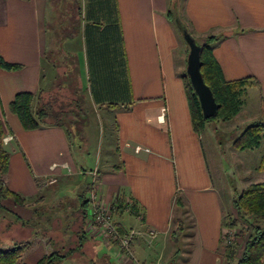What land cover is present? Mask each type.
I'll use <instances>...</instances> for the list:
<instances>
[{
  "label": "crops",
  "instance_id": "obj_1",
  "mask_svg": "<svg viewBox=\"0 0 264 264\" xmlns=\"http://www.w3.org/2000/svg\"><path fill=\"white\" fill-rule=\"evenodd\" d=\"M169 9L170 0H0V57L21 65L0 68V120L12 137L6 182L33 201L42 197L38 207L69 204L63 244L76 241L78 195L89 200L95 191L119 227L140 231L131 245L140 264H225L230 205L211 174L203 134L193 128L183 79L188 54ZM183 12L194 36L225 35L214 57L227 81L258 82L246 94L264 121V0H186ZM68 72L80 98L79 130H25L9 110L15 96L42 91L45 97ZM102 114L114 123L115 163L102 162L98 149ZM87 148L93 166L80 159ZM121 201L139 214L120 208ZM2 204L0 217L32 215L11 200ZM86 231L80 251L63 263L130 264L116 244ZM53 250L51 243H34L23 263L36 264Z\"/></svg>",
  "mask_w": 264,
  "mask_h": 264
},
{
  "label": "trees",
  "instance_id": "obj_2",
  "mask_svg": "<svg viewBox=\"0 0 264 264\" xmlns=\"http://www.w3.org/2000/svg\"><path fill=\"white\" fill-rule=\"evenodd\" d=\"M185 1L186 0H170L169 18L180 34L181 32L177 23L178 20L179 24L186 27L193 37H195L197 43L201 45V72L220 107L215 117L222 118L223 120H230L240 112L243 104L241 97L246 89L251 84H258V82L253 77L233 81H227L224 78L222 69L214 57V48L225 38V35L194 36L183 12ZM110 27L111 26H106L105 29ZM186 50L188 54V46H186ZM0 68L6 71H14L20 69L21 65L10 63L0 57ZM183 79L187 90L193 128L197 133H202L206 129L207 123L215 119V117L204 119L200 102L190 84L186 71L184 72ZM42 94V91L38 94L20 92L15 96L9 106V110L19 118L25 130H36L45 126L64 127L65 125L62 119L65 113L56 111L53 105L54 102H45V97H43ZM78 100L77 102L79 103L80 99ZM5 137V124L0 120V210L6 211V207L2 204L4 200H11L21 207H28L31 202L40 205L39 199L42 197L33 201L8 187L6 176L10 167L11 154L4 143ZM262 138H264V122H256L249 125L233 144L236 148L241 150L258 148L260 147ZM85 196V192L78 195L80 204V216L78 221L80 223L78 228H75L74 232L76 241L74 242L72 240V244H63L62 241L66 238L65 233L61 229L57 230L51 227L47 230L45 236L48 239V243L54 246V250L49 254H45L36 264H62L66 259L71 258L73 254L80 251L84 242L87 240L86 229L90 220L88 207L91 206V201L90 199H86ZM123 204L124 201H121L120 208L124 209L126 207L131 213L136 215L139 214L136 206H125ZM233 205L237 210L238 217L236 218L232 214H227L225 216V227L231 231H235L238 227L240 229L238 232L236 230V233H233L232 237L224 235V263L264 264V181L251 184L244 189L239 196L233 200ZM38 208H41V206ZM38 208L36 209L37 211ZM36 210L35 212H37ZM12 217L17 222H20L23 228L28 227L31 230L36 229L29 219H23L17 214H13ZM240 220L244 221L246 225H242ZM182 227L183 224L180 223L179 231L182 230ZM119 230L121 232L124 231L121 227H119ZM38 232L39 231L33 234V239H31V237L20 240L10 238L8 247L0 245V264H26L23 263V258L26 252L33 247L38 235L41 234ZM240 236H242V239H246V241H244L243 250L239 254L241 243H239L238 240Z\"/></svg>",
  "mask_w": 264,
  "mask_h": 264
},
{
  "label": "rangeland",
  "instance_id": "obj_3",
  "mask_svg": "<svg viewBox=\"0 0 264 264\" xmlns=\"http://www.w3.org/2000/svg\"><path fill=\"white\" fill-rule=\"evenodd\" d=\"M75 21L77 22L78 19H75ZM105 27H103L104 31L108 29H105ZM88 29H90V27H88L87 30L83 27L82 32L86 33ZM49 31H51V27H49ZM71 38L75 39L73 45H77V32H75ZM184 45L186 49V43H184ZM67 76V81L65 83H61L59 85L60 87L58 86L56 90L45 96V102H54L53 105L56 111L65 113L62 117L65 126L71 128L74 130V133H76L81 124L80 102H77L80 98L79 93L75 88L76 84L74 82V77H72L69 72ZM246 92L247 89L241 97L243 104L237 115L230 120H223L222 118L215 117V119L207 123L206 129L202 132L211 174L213 175L217 188L220 189L223 200H226V205H230V211L228 210L227 214H232L236 218L238 217V214L233 205V200L251 184L264 181V138H262L260 147L258 148L241 150L236 148L233 144L249 125L256 122H264L262 109L258 108L256 111L254 106L251 104L249 105L251 96H248L247 98ZM257 105L261 108V101H259V103L257 102ZM101 116V140L98 141L100 146L98 149L101 152L102 162L111 157L112 163H115L116 160L112 153H110V148L115 141L114 123L111 119H108L107 115L102 114ZM73 125H77L78 128L74 127L73 129ZM89 148H87L86 153H80L79 156L84 163L86 162V164L93 166L95 162L94 151H88ZM58 206H55V210H53V206L48 207L45 205L38 208L33 202L30 203V206H28L29 208L27 209L32 215L28 216L29 218H23L29 219L34 228H36L35 230H31L28 227L23 228L21 223L17 222L12 216L5 218L0 217V245L8 247L10 244V238L20 240L31 237V239H33V234L37 231L41 234L38 235L35 243H38L39 241L42 244L48 243V239L45 236L47 230L51 227H53L52 229H61L60 225L62 221L65 220V213L66 216L71 214L69 204L63 203ZM36 208H38V211ZM64 208L67 211L65 213L63 212ZM34 209L37 212H35ZM90 213L91 212L89 211V215ZM75 219L69 218L66 223L71 222L69 224H72V222H75ZM79 223L80 222L76 220L72 227L78 228ZM240 223L246 225L242 220H240ZM239 229V227L236 228L235 231L227 229L228 236L232 237V234L236 233V230L238 232ZM65 236L67 239L68 234H65ZM243 237L247 238L246 236ZM238 241L241 243L240 254L243 250V243L246 239H242V236H240ZM62 264H69V262Z\"/></svg>",
  "mask_w": 264,
  "mask_h": 264
},
{
  "label": "built area",
  "instance_id": "obj_4",
  "mask_svg": "<svg viewBox=\"0 0 264 264\" xmlns=\"http://www.w3.org/2000/svg\"><path fill=\"white\" fill-rule=\"evenodd\" d=\"M11 140V136H6L4 138V143L8 144ZM136 151H140V147H136ZM53 182H55L54 179L50 181V184ZM90 201L91 206H89L88 212L90 211L91 213L89 215L90 220L87 230L104 240H109L116 244L123 253L124 259H127L130 264H140L137 256L131 249L133 240L141 235L140 231L130 228L121 232L113 219V210L103 205L95 191L91 192ZM129 206H131V204H129ZM157 235L158 233L156 231H151L150 233L151 238H155ZM225 235H229L228 232H226Z\"/></svg>",
  "mask_w": 264,
  "mask_h": 264
},
{
  "label": "water",
  "instance_id": "obj_5",
  "mask_svg": "<svg viewBox=\"0 0 264 264\" xmlns=\"http://www.w3.org/2000/svg\"><path fill=\"white\" fill-rule=\"evenodd\" d=\"M177 23L182 38L189 49L186 63V74L189 77L190 84L198 97L204 119L213 118L218 114L220 107L219 104H217L210 87L206 84L201 72L202 47L197 43L195 37H193L189 30L179 24V20Z\"/></svg>",
  "mask_w": 264,
  "mask_h": 264
}]
</instances>
